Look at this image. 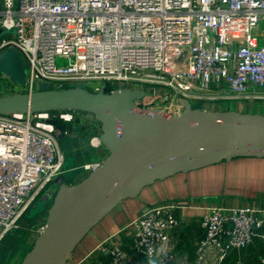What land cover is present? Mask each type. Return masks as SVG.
<instances>
[{"label": "built area", "instance_id": "obj_1", "mask_svg": "<svg viewBox=\"0 0 264 264\" xmlns=\"http://www.w3.org/2000/svg\"><path fill=\"white\" fill-rule=\"evenodd\" d=\"M8 47L18 49L28 74L24 85L2 75L0 94L32 92L41 81L54 88L82 83L93 91L106 84L109 93L143 89L136 102L143 109L179 115L181 98L205 109H235L226 91L249 104L264 93V0H0V52ZM54 120L66 125L65 134L75 124L99 127L91 145L102 146L100 123L81 111L0 115V243L63 172L67 155ZM102 159L76 165L74 178ZM176 207L159 202L129 221L137 254L173 263L171 233L181 223ZM201 227L196 264L210 255L221 263L264 237V208L210 205ZM99 249L109 254L101 264L129 260L119 243ZM92 254L68 264H93Z\"/></svg>", "mask_w": 264, "mask_h": 264}, {"label": "water", "instance_id": "obj_2", "mask_svg": "<svg viewBox=\"0 0 264 264\" xmlns=\"http://www.w3.org/2000/svg\"><path fill=\"white\" fill-rule=\"evenodd\" d=\"M27 74L18 49L0 52V77L24 85ZM105 87L93 91L72 83L54 88L41 81L32 92L0 94V115L54 110L91 114L101 125L99 139L108 150L100 164L77 181L73 169L79 159L66 156L63 172L31 209L33 218L44 211L46 218L19 264H68L109 213L157 181L231 159L264 158V111L205 109L181 98L183 110L175 115L141 108L136 102L145 97L143 89L124 87L109 93ZM53 123L63 138L66 125Z\"/></svg>", "mask_w": 264, "mask_h": 264}, {"label": "crops", "instance_id": "obj_3", "mask_svg": "<svg viewBox=\"0 0 264 264\" xmlns=\"http://www.w3.org/2000/svg\"><path fill=\"white\" fill-rule=\"evenodd\" d=\"M80 128L86 127L81 125ZM88 133L90 131L78 130L67 136L71 145L74 143L67 153L85 154L87 151L77 140ZM166 201L179 205L174 209V214L181 221L171 233V245L176 258L172 264H196L197 243L204 235L201 220L206 212L205 206L228 203L239 206L257 204L264 208V158L231 159L155 182L144 188L138 197L125 200L109 213L85 237L71 259L79 260L93 251L92 263L101 264L109 258V254L101 251L99 245L104 244L109 248L112 243H119L129 253L126 264H150L146 257L133 250L132 233L126 225L148 207ZM263 255L264 237L258 236L249 247L231 252L218 264H261L259 260Z\"/></svg>", "mask_w": 264, "mask_h": 264}, {"label": "rangeland", "instance_id": "obj_4", "mask_svg": "<svg viewBox=\"0 0 264 264\" xmlns=\"http://www.w3.org/2000/svg\"><path fill=\"white\" fill-rule=\"evenodd\" d=\"M222 95L227 96V97L230 96V98H229V100L231 102L230 107H235V109L248 111L249 108H246L243 106H246V104L247 103L249 104V102L245 103L244 99H242V98L241 99L240 98H231V94L228 91H226ZM261 96H262V98L257 99V100H252L253 102L250 103L249 105H247V106L251 107L250 111H252V112L264 111V93L263 92L261 93ZM207 104H210V103H207ZM209 106H211V105H209ZM84 115H86L87 117H90V119L94 120V117L91 114L84 112ZM78 130L84 131V132L90 131V133L86 134L85 137H83L82 139L76 138V139H78L77 140L78 143L83 146L85 151H87L85 154L81 155L79 162L89 163L92 161H96L99 158H104L107 155L108 150L104 146H101L99 148H95L90 144L91 138L93 137V131H99L100 130L99 127H97V128L93 127L92 129H90V127H88L87 129L86 128L81 129L80 126H77L75 124L73 131H78ZM79 178H80V176L75 177L74 181L79 180ZM168 202L174 203L173 201H168ZM217 204L229 205L228 203H217ZM211 205H214V203ZM33 207H34V204L31 208H29V210H27V212L21 218V220L19 222L20 223L19 228L12 230L0 243V247H1L0 248V257L2 260H4V262H2L0 264H19L23 254H24V252H23L24 248L29 247L32 244L33 240L38 236L39 229L44 224V221L46 218V212L44 211V212L39 213L37 215V217L35 219H33L32 218L33 215L31 213V209ZM209 207H210V205L205 206V208H206L205 214L207 213V209ZM26 215H29V218ZM15 234H17L18 236L14 237ZM8 247L9 248L13 247V249L8 252L7 251ZM209 257H210V259H209ZM209 257H208L207 261H205V263H203V264H218V262L215 260L214 255H210ZM173 258H174L173 262H175V260H176L175 255ZM149 263L150 264H157V263L151 262V261H149Z\"/></svg>", "mask_w": 264, "mask_h": 264}, {"label": "flooded vegetation", "instance_id": "obj_5", "mask_svg": "<svg viewBox=\"0 0 264 264\" xmlns=\"http://www.w3.org/2000/svg\"><path fill=\"white\" fill-rule=\"evenodd\" d=\"M73 128H74V126H70V131H71V132L68 133V134H65L63 138H59L60 144H61L63 150L65 151L66 155H68L67 152H68V151L70 150V148H72V146L74 145V143L71 145L70 141L67 140V139H68L67 136H69V135L72 134V132H73ZM70 146H71V147H70ZM69 154L73 155V153H69ZM76 155H77V158L80 160V158H81V154L78 152V153H76ZM26 216L29 218V215H26ZM32 218H33V217H32Z\"/></svg>", "mask_w": 264, "mask_h": 264}, {"label": "trees", "instance_id": "obj_6", "mask_svg": "<svg viewBox=\"0 0 264 264\" xmlns=\"http://www.w3.org/2000/svg\"><path fill=\"white\" fill-rule=\"evenodd\" d=\"M33 219H35V218H33ZM263 233H264V230H263ZM15 236H18V235L15 234L14 237H15ZM7 238H8V237H7ZM255 238H258V236L255 237ZM254 240H255V239H254ZM0 248H1V247H0ZM23 248H24V247H23ZM12 249H13V247H10V248L8 247V250H7V251L9 252V251L12 250ZM25 249H27V247L24 248V251H25ZM24 251H23V252H24ZM263 256H264V255H263ZM2 262H4V260H2L1 257H0V263H2ZM260 262H261V261L259 260V263H260Z\"/></svg>", "mask_w": 264, "mask_h": 264}, {"label": "bare ground", "instance_id": "obj_7", "mask_svg": "<svg viewBox=\"0 0 264 264\" xmlns=\"http://www.w3.org/2000/svg\"><path fill=\"white\" fill-rule=\"evenodd\" d=\"M94 142H95V143H98V139H95Z\"/></svg>", "mask_w": 264, "mask_h": 264}]
</instances>
